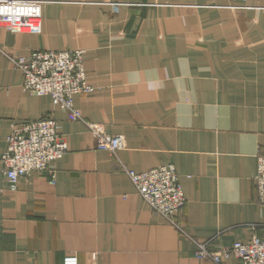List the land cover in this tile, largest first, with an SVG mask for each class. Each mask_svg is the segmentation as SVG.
I'll use <instances>...</instances> for the list:
<instances>
[{
  "label": "crops",
  "instance_id": "obj_1",
  "mask_svg": "<svg viewBox=\"0 0 264 264\" xmlns=\"http://www.w3.org/2000/svg\"><path fill=\"white\" fill-rule=\"evenodd\" d=\"M30 1V0H28ZM39 34L0 28V156L13 125L54 117L69 152L11 190L0 168V264H216L212 247L264 236V0H31ZM82 49L87 122L124 138L98 150L84 121L23 89L10 57ZM174 164L186 204L170 222L126 170ZM226 264H239L230 258Z\"/></svg>",
  "mask_w": 264,
  "mask_h": 264
},
{
  "label": "built area",
  "instance_id": "obj_2",
  "mask_svg": "<svg viewBox=\"0 0 264 264\" xmlns=\"http://www.w3.org/2000/svg\"><path fill=\"white\" fill-rule=\"evenodd\" d=\"M0 28L14 32L39 34L43 29L40 2L0 0ZM82 49L37 50L28 55L10 57L13 66L23 74V89L33 94L49 96L73 121H84L93 134L98 150L113 154L124 148L123 136L107 134L100 124L87 122L75 106V96L92 90L85 70ZM7 148L0 156V168L11 190H16L21 178L48 170L55 182L56 174L49 168L69 152L66 139L58 132L54 117H43L21 125H13L7 137ZM255 176L258 202L264 206V154L257 157ZM136 191L153 211L170 222L186 204L177 168L167 164L145 172L126 170ZM212 239L195 240V257L226 264L234 257L239 264H264V236L255 235L248 243L234 241L227 247H212ZM66 264H76L68 258Z\"/></svg>",
  "mask_w": 264,
  "mask_h": 264
}]
</instances>
